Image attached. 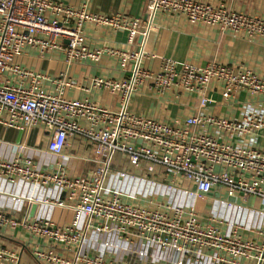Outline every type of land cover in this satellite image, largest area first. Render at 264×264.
<instances>
[{
	"label": "built area",
	"instance_id": "built-area-1",
	"mask_svg": "<svg viewBox=\"0 0 264 264\" xmlns=\"http://www.w3.org/2000/svg\"><path fill=\"white\" fill-rule=\"evenodd\" d=\"M143 2L144 15L167 12L227 36L264 41V19L224 4ZM89 22L111 27L114 33L127 32L130 49L93 48L86 34ZM142 30V19L122 13L91 14L86 6L77 8L57 0H0V124L19 131L46 129L51 135L47 150L57 158L65 156L75 137L92 148L81 175H71L62 164L50 169L48 163L31 155L0 156L1 196L6 195L3 188L18 183L33 188L7 194L12 205L0 206V232L31 236L33 256L46 264H122L103 253L84 250L90 232L104 237L107 250H120L123 257L135 254L144 264H253L264 257V248L245 239L244 232L251 228L201 212L195 204L134 203L122 190L105 186L115 154L124 153L132 169L154 172L160 166L172 182L170 187L188 182L196 187L195 192L188 191L202 200L220 189L223 202L230 205L228 200L238 196L260 198L264 205V151L253 139L264 127V110L245 104L237 118L207 112L215 102L207 96L210 87L219 86L227 101L241 91L260 99L264 97V75L217 61L179 66L169 57H163L161 68L154 71L144 65L150 57L136 47L140 35L148 32ZM30 50L41 58L62 53L70 68L114 55L125 78L98 73L91 79L92 89L106 90L122 100L140 89L167 98L172 93L199 95V112L171 125L86 98L65 97L64 90L72 88L73 81L25 65L22 57ZM48 83L53 89L47 88ZM120 173L127 176L130 172ZM34 205L37 210L30 218ZM236 205L239 210L245 208L239 202ZM55 210L61 212L63 225L54 219ZM0 261L18 264L20 257L14 249L0 245Z\"/></svg>",
	"mask_w": 264,
	"mask_h": 264
},
{
	"label": "crops",
	"instance_id": "crops-1",
	"mask_svg": "<svg viewBox=\"0 0 264 264\" xmlns=\"http://www.w3.org/2000/svg\"><path fill=\"white\" fill-rule=\"evenodd\" d=\"M65 5L77 8L85 7L89 13L97 15H112L122 13L143 20V30L147 34H141L138 39L139 49H144L150 57L144 59L146 68L158 71L161 68L163 57H169L177 62L179 66L192 64L204 66L214 61L235 67L236 69L253 70L259 75H264V41L261 39L248 38L244 35L227 36L218 29L206 24H191L185 17H177L173 14L157 11L155 14L144 15L143 0H57ZM212 4H224L230 9L240 11L251 17L264 19V0H202ZM144 15V16H143ZM143 16V17H142ZM88 42L93 48H109L128 51L130 49L129 35L127 32L114 33L111 27L89 22L86 26ZM156 56V57H155ZM22 62L36 71H43L54 76L62 77L73 81L72 88L64 90L65 97L86 98L98 105L112 108L116 111L127 109L135 114L151 117L166 124H177L196 115L199 112L201 97L199 95L186 96L172 93V98L162 97L156 92L148 89H140L138 93L130 95L128 100L116 98L110 92L101 89L91 88V79L101 73L111 78H125L119 71L120 62L114 55H104L98 63L91 65H79L68 67L62 53L55 52L49 58H41L34 51H28ZM48 89H53L51 83L47 84ZM90 89V91H88ZM207 96L215 99V102L208 109L212 116H228L237 118L241 116L242 107L245 104L260 107L264 110V97L252 98L247 91H241L236 99L227 101L219 86L210 87ZM7 129V130H6ZM9 132L7 141L0 140V156L12 158L17 155H31L42 163H48L50 169L64 165L71 175H81L87 165L86 159L91 155V145L81 137H75L65 150L64 157H55L47 150V144L51 139L50 133L42 127H34L26 131H19L0 124V133ZM21 132V136H19ZM50 135V136H49ZM258 147L264 151V127L260 128L254 135ZM250 139V137H247ZM237 143V140L234 141ZM119 159L128 158L124 153H117ZM116 160V158H115ZM125 165L124 169L114 167L109 173L105 186L118 188L126 193V199L139 204L171 203L175 205L195 204L199 211L212 214L227 222L235 221L245 227L251 228L244 232L245 239L260 244L264 248V205L260 198L251 197L243 200L241 197L231 198L223 202L224 193L215 189L212 195L206 200L192 195L196 187L188 182L179 186L170 187L161 178L167 173L164 168L158 166L154 172L143 171L142 174L134 173L135 169ZM121 171H129V175H121ZM146 178L143 180L142 178ZM148 179L156 182L153 184ZM167 180H170L169 178ZM14 188L5 187V194H0V206H10L7 194L11 191L33 190L28 185H19ZM7 196V197H6ZM236 202L245 207L239 210ZM5 207V208H6ZM260 212V213H258ZM262 212V213H261ZM15 213V211H13ZM54 219L63 225L64 219L60 211L54 212ZM254 228V229H253ZM0 244L6 248L14 249L19 257L18 264H46L36 259L32 254L33 239L27 234H6L0 232ZM104 237L95 233H88L84 241L83 249L92 254L103 253L107 258L114 259L122 264H144L143 261L133 254L123 257L122 251H109L105 247ZM79 246V245H78ZM49 248L48 243H44ZM73 256V255H72ZM72 256H69L72 257ZM0 264H14L10 261H0ZM149 264H171L165 261H156ZM191 264H200L193 261ZM204 264V263H203ZM207 264V263H206ZM253 264H264V257L254 261Z\"/></svg>",
	"mask_w": 264,
	"mask_h": 264
},
{
	"label": "rangeland",
	"instance_id": "rangeland-1",
	"mask_svg": "<svg viewBox=\"0 0 264 264\" xmlns=\"http://www.w3.org/2000/svg\"><path fill=\"white\" fill-rule=\"evenodd\" d=\"M6 130H7V129H6ZM8 135H9V132L0 133V140H2V141H7V140H9ZM9 141H10V140H9ZM119 156H120V155L115 154V157H114V158H116V160H114L112 168H114V167H118V169H124V168H125V165H128V164H127V160H125V159H119V162L121 163V164H119V163L117 162V158H118ZM124 164H125V165H124ZM161 180L164 181L165 184L170 183V181L167 180L166 177L161 178ZM180 180H181V179H180ZM180 180H179V182H178L179 184H180Z\"/></svg>",
	"mask_w": 264,
	"mask_h": 264
},
{
	"label": "water",
	"instance_id": "water-1",
	"mask_svg": "<svg viewBox=\"0 0 264 264\" xmlns=\"http://www.w3.org/2000/svg\"><path fill=\"white\" fill-rule=\"evenodd\" d=\"M142 39L143 38H140V40H142ZM21 135L22 134L20 132L19 136H21ZM134 173L137 174V175H141L142 174V171H141V169H135ZM36 210H37V205H34L32 207V209H31V212H30V218H33V216L35 215Z\"/></svg>",
	"mask_w": 264,
	"mask_h": 264
},
{
	"label": "trees",
	"instance_id": "trees-1",
	"mask_svg": "<svg viewBox=\"0 0 264 264\" xmlns=\"http://www.w3.org/2000/svg\"><path fill=\"white\" fill-rule=\"evenodd\" d=\"M0 245L4 246L3 244H0ZM4 247H6V246H4Z\"/></svg>",
	"mask_w": 264,
	"mask_h": 264
}]
</instances>
